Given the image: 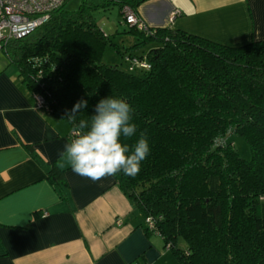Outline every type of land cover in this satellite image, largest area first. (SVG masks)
Returning a JSON list of instances; mask_svg holds the SVG:
<instances>
[{
  "label": "trees",
  "instance_id": "obj_1",
  "mask_svg": "<svg viewBox=\"0 0 264 264\" xmlns=\"http://www.w3.org/2000/svg\"><path fill=\"white\" fill-rule=\"evenodd\" d=\"M69 1L5 49L34 101L68 123L71 140L101 99L125 100L137 131L121 141L131 147L143 134L150 153L135 177H112L144 231L160 235L181 264H264V40L232 47L168 27L128 26L136 44L121 54L123 70L102 61L107 37L91 15L96 6L65 11ZM102 1L125 20L124 7L137 16L147 0ZM134 58L150 68L130 72ZM80 100L87 107L72 120ZM233 135L248 143L250 161L229 142ZM46 179L64 194V170L52 166Z\"/></svg>",
  "mask_w": 264,
  "mask_h": 264
},
{
  "label": "crops",
  "instance_id": "obj_2",
  "mask_svg": "<svg viewBox=\"0 0 264 264\" xmlns=\"http://www.w3.org/2000/svg\"><path fill=\"white\" fill-rule=\"evenodd\" d=\"M137 16L225 46L264 40V0H147ZM8 64L0 57V264H181L112 176L72 172L70 126L37 108ZM52 166L64 170V194L46 179Z\"/></svg>",
  "mask_w": 264,
  "mask_h": 264
},
{
  "label": "clouds",
  "instance_id": "obj_3",
  "mask_svg": "<svg viewBox=\"0 0 264 264\" xmlns=\"http://www.w3.org/2000/svg\"><path fill=\"white\" fill-rule=\"evenodd\" d=\"M86 107L87 100L78 101L68 117L75 120ZM132 112L125 100L110 96L97 103L90 123L80 120L63 153L73 173L94 183L121 171L131 177L139 174L141 162L150 153L147 138L141 134L131 147L121 141V137L130 138L137 131L131 123Z\"/></svg>",
  "mask_w": 264,
  "mask_h": 264
},
{
  "label": "built area",
  "instance_id": "obj_4",
  "mask_svg": "<svg viewBox=\"0 0 264 264\" xmlns=\"http://www.w3.org/2000/svg\"><path fill=\"white\" fill-rule=\"evenodd\" d=\"M67 0H0V55L4 54L7 45L11 41L23 39L31 35L38 27L43 25L50 13L60 7ZM125 24L137 26L139 30L148 28L141 22L128 7L123 8ZM179 14L178 11L171 13V20ZM150 68L146 59H131L129 71L136 69L148 70ZM36 107H43V100L35 98ZM151 227L150 222L148 223Z\"/></svg>",
  "mask_w": 264,
  "mask_h": 264
},
{
  "label": "rangeland",
  "instance_id": "obj_5",
  "mask_svg": "<svg viewBox=\"0 0 264 264\" xmlns=\"http://www.w3.org/2000/svg\"><path fill=\"white\" fill-rule=\"evenodd\" d=\"M82 3L96 6L91 15L97 26L107 37L102 61L108 65H118L119 68L124 70L126 67L122 63L121 54L136 44V38L128 33V26L122 18L119 7L114 3H109L108 6H105L102 0H70L64 6V10L76 11ZM148 49V46L135 49L134 54L140 55ZM0 57L3 59L5 55L1 54ZM229 142L232 143L233 148L242 159L251 160V150L244 138L233 135L229 137ZM178 244L179 246H184L181 239L178 240Z\"/></svg>",
  "mask_w": 264,
  "mask_h": 264
}]
</instances>
